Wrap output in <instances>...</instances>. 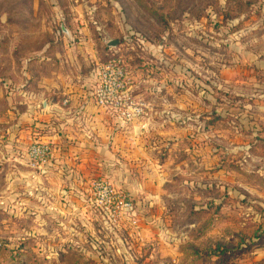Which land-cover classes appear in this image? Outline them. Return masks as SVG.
<instances>
[{
	"label": "rangeland",
	"instance_id": "374dc122",
	"mask_svg": "<svg viewBox=\"0 0 264 264\" xmlns=\"http://www.w3.org/2000/svg\"><path fill=\"white\" fill-rule=\"evenodd\" d=\"M30 1L0 0V14L23 17ZM84 1L107 40L96 63L122 58L149 106L146 174L162 199L138 229L107 230L44 177L17 183L10 158L0 264H264V0Z\"/></svg>",
	"mask_w": 264,
	"mask_h": 264
},
{
	"label": "crops",
	"instance_id": "0c3cea01",
	"mask_svg": "<svg viewBox=\"0 0 264 264\" xmlns=\"http://www.w3.org/2000/svg\"><path fill=\"white\" fill-rule=\"evenodd\" d=\"M27 3L23 17L9 21L6 12L0 14V163L14 158L16 182L37 184L42 179L27 167L26 153L34 142L49 143L54 157L43 181L53 196L60 192L77 201L82 214L95 216L88 189L99 176L126 189L139 217L149 212L144 204L159 208V177L148 180L146 174L156 168L148 154L155 147L143 138L152 130L149 118L121 126L91 98L101 65L97 47L107 41L94 19L96 6L84 0ZM45 7L49 13L43 15ZM44 34L50 38L42 43Z\"/></svg>",
	"mask_w": 264,
	"mask_h": 264
},
{
	"label": "built area",
	"instance_id": "2783aa9c",
	"mask_svg": "<svg viewBox=\"0 0 264 264\" xmlns=\"http://www.w3.org/2000/svg\"><path fill=\"white\" fill-rule=\"evenodd\" d=\"M91 98L94 104L117 119L121 126L134 125L149 118V106L133 94V83L125 61L112 56L98 66L95 87ZM64 101L63 105H67ZM54 151L49 143L34 142L26 153L27 167L46 177L52 166ZM89 210L107 230H117L128 225L138 229V215L129 193L118 189L106 179H95L89 183Z\"/></svg>",
	"mask_w": 264,
	"mask_h": 264
},
{
	"label": "water",
	"instance_id": "95a60500",
	"mask_svg": "<svg viewBox=\"0 0 264 264\" xmlns=\"http://www.w3.org/2000/svg\"><path fill=\"white\" fill-rule=\"evenodd\" d=\"M116 45H118L117 42H112V43H111V46H116Z\"/></svg>",
	"mask_w": 264,
	"mask_h": 264
},
{
	"label": "trees",
	"instance_id": "16d2710c",
	"mask_svg": "<svg viewBox=\"0 0 264 264\" xmlns=\"http://www.w3.org/2000/svg\"><path fill=\"white\" fill-rule=\"evenodd\" d=\"M107 61H108V60H107ZM107 61H106V62H107ZM106 62H105V63H106Z\"/></svg>",
	"mask_w": 264,
	"mask_h": 264
}]
</instances>
